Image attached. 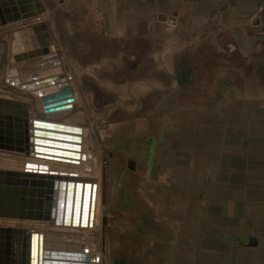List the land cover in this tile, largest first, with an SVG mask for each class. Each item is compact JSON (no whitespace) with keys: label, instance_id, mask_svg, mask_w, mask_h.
<instances>
[{"label":"rangeland","instance_id":"rangeland-1","mask_svg":"<svg viewBox=\"0 0 264 264\" xmlns=\"http://www.w3.org/2000/svg\"><path fill=\"white\" fill-rule=\"evenodd\" d=\"M40 3L42 14L0 28V97L27 99L8 81L13 51L40 49L32 28L47 24L76 97L52 118L83 127L99 185L89 244L100 264H264V99L244 83L253 67L218 28L189 18L184 47L187 26L178 42L177 15L159 14L168 4L158 0ZM26 161L0 152V169Z\"/></svg>","mask_w":264,"mask_h":264},{"label":"water","instance_id":"water-1","mask_svg":"<svg viewBox=\"0 0 264 264\" xmlns=\"http://www.w3.org/2000/svg\"><path fill=\"white\" fill-rule=\"evenodd\" d=\"M42 13L40 0H0V28ZM32 30L42 50H14L15 63L10 65L8 81L23 92L36 93L44 103L46 114L60 108L67 109L69 105L66 104L72 101V94L49 27L39 24ZM15 36L19 38L18 33ZM34 115L33 102L0 97V152L66 165L78 164L82 128L58 124L55 120L47 122V118ZM91 185L88 180L63 171L0 169V219L59 225L61 213L67 217L72 214L70 209L64 211V204L71 207L74 199L73 223L78 225L79 215H82L85 225ZM65 223L70 224V221ZM65 237L0 226V264H37L38 253L44 258L40 264H51L46 259L59 258V251H51L59 250V246L52 243L62 242ZM74 242L83 244L81 239ZM84 248V255L73 256V259L86 260L88 255Z\"/></svg>","mask_w":264,"mask_h":264},{"label":"crops","instance_id":"crops-1","mask_svg":"<svg viewBox=\"0 0 264 264\" xmlns=\"http://www.w3.org/2000/svg\"><path fill=\"white\" fill-rule=\"evenodd\" d=\"M158 2L168 4V8L164 7L167 10L161 9L159 14L168 12L173 17L177 15L174 17L176 21L170 23L171 28L175 29L174 34L178 42L181 41V34H178L180 25L183 28L187 26L185 32L187 36L183 38L184 47L192 43L193 25L187 22L185 26L179 20L189 18L194 23L199 21L202 28L209 26L218 28L223 37L219 40L230 42L231 53L240 54L247 68L253 67L252 75L244 82L247 84L245 87L256 89L258 86V91H261L258 96L264 99V0H158ZM74 15L75 12L73 17ZM66 26L71 33L73 30L70 20L66 21ZM239 83L236 84L237 90L240 88ZM101 235L102 227L98 236ZM73 252L69 253L74 254ZM94 264H100V257L94 255Z\"/></svg>","mask_w":264,"mask_h":264},{"label":"bare ground","instance_id":"bare-ground-1","mask_svg":"<svg viewBox=\"0 0 264 264\" xmlns=\"http://www.w3.org/2000/svg\"><path fill=\"white\" fill-rule=\"evenodd\" d=\"M40 46H41V44H40ZM37 50H42V46L40 47V49H37ZM62 63L63 62H61V65H62V67L64 69V74L67 77V82L69 83V89L71 90V94H72V96H70L72 101L68 102L66 104V105H69V108H67V109H61L60 108L59 110H57L55 112H51V113L46 114L45 110H44V103L42 102V100L40 98L37 97L36 93L24 92V97L29 99L30 101H32L35 107L38 106V107L41 108V112L43 114L42 116L44 118L48 119V120H45V121L54 122L52 120H55V121H57L55 123H58V124L68 125V126H71V127H81L82 128L81 142L79 144L80 145V150H79L80 158L78 160L79 163L76 164V165H74V164H70V165L67 164L66 165V164H60V163H57V162H54V161H51V160H39V159L36 160V159L27 158V161L24 163V167L23 168L25 170H30V169L31 170H36V171L42 170V172H45V170H47V169L49 170V167L51 165H53V166H61V167H64V168H71L73 170H77L78 173L73 172V173H68V174H72V176H77L79 178L88 180L89 183H92L91 188L89 190L90 191V202H89L88 219H87V224L83 225V223H82L83 217H82V215H79V218H80L79 224L77 225V224L73 223L74 210H75V204H74L75 202H74V199H73V202L71 204L72 208L70 207V205H67V207H66V204H64V208H63L64 211H66L67 209L71 210L72 214L70 215V217H67V215L65 216L64 212L61 213V219H60L59 225H56V224L52 225V224H48L47 222L45 223V222L32 221V222H35V224H37L40 228L37 229V230H33V231L30 230V232H34V233H38V234H42V235H45V234H49V235H52V236L57 235V236H59V238L62 235L66 236L65 240H63L62 242L59 241V242H53L52 243V244H56V245L59 246V250L58 249L51 250V251H56V252L59 251V258L55 259V260L54 259H46L45 258L46 260H48V262L50 261L51 264H93L94 253H92V249L93 248L89 244V235L92 232L98 230V228H97V219H98V205H99V185L97 183L96 177L92 176V174H91L93 168H91L90 162H86V160H87V156L86 155L87 154H85L84 142H83L84 141V129L79 124H74L72 122L71 123L64 122V121H62L61 118H52V116H54L55 113H59L60 114V113L71 112L72 110H74L75 103H76V101H75V99H76L75 93L73 91L70 79H69V77H68V75H67V73L65 71V68H64ZM58 92L59 91H57V93ZM70 98L68 97L67 99L69 100ZM82 109L83 108H80V110H82ZM58 121H60V122H58ZM76 136H78V135H76ZM88 157H89V155H88ZM54 171H56V170H54ZM83 192H85L84 186H83ZM3 220H5V219H3ZM65 221H70V224L67 223V225H66ZM28 222H30V221H28ZM16 224H17L16 220H9V221L6 222L7 227H13ZM45 226L47 227L46 229H45ZM4 227H6V226H4ZM77 239L78 240L81 239L83 241V244L81 245V244H77L76 242H74ZM68 240H71V241H68ZM84 247H86V253L88 255L86 260H82V259H79V258H78L79 260L73 259V256L78 257L80 255H84V253H85V252H83L84 249H85ZM82 248H83V250H82ZM72 251H74L73 252L74 254H70L69 253V252H72ZM61 253H62V256L60 255ZM36 261H37V264L43 263L44 258L39 256V253H38Z\"/></svg>","mask_w":264,"mask_h":264}]
</instances>
